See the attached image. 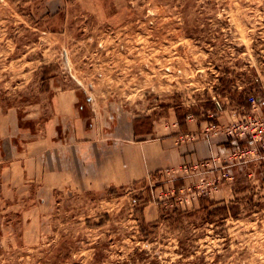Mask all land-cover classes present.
<instances>
[{
	"label": "rangeland",
	"instance_id": "1",
	"mask_svg": "<svg viewBox=\"0 0 264 264\" xmlns=\"http://www.w3.org/2000/svg\"><path fill=\"white\" fill-rule=\"evenodd\" d=\"M66 91L85 124L175 111L223 127L248 94L263 117L264 0H0V264H264V153L239 157L251 139L213 136L216 171L84 191L66 182ZM36 135L54 140L32 171Z\"/></svg>",
	"mask_w": 264,
	"mask_h": 264
},
{
	"label": "crops",
	"instance_id": "2",
	"mask_svg": "<svg viewBox=\"0 0 264 264\" xmlns=\"http://www.w3.org/2000/svg\"><path fill=\"white\" fill-rule=\"evenodd\" d=\"M71 93L55 95L54 107L66 118V182H75L84 191L129 187L147 181L158 172L177 170L184 163H200L210 154L225 153L219 152L222 141L215 137H211L210 142L200 138L208 127L204 120L187 115L191 118L184 117L180 122L175 111L169 118L160 116L153 120V125L148 127L137 122L134 116L116 114L109 120L102 112L92 110L85 124L75 113L76 102ZM137 118L152 119L147 114L137 115ZM214 120L219 121L220 116ZM3 132L5 139L12 130L3 128ZM17 135L12 140L15 143H18ZM184 135L195 136V139L183 141ZM36 137L28 154L31 157L28 161H33L32 171H36L37 166L38 169L46 166L49 160H45V144L49 139L54 140L47 135Z\"/></svg>",
	"mask_w": 264,
	"mask_h": 264
},
{
	"label": "built area",
	"instance_id": "3",
	"mask_svg": "<svg viewBox=\"0 0 264 264\" xmlns=\"http://www.w3.org/2000/svg\"><path fill=\"white\" fill-rule=\"evenodd\" d=\"M246 100L248 104V110L247 113H245L236 124H231L228 126H219L215 124H211L207 127L206 131L201 135V137H204V140L210 142L211 137L217 136V135H223L226 137H248L252 140V142L255 144L252 149H250L247 152H243L240 154V158L243 159V162L246 163L248 160H246V157L249 156V154H252L254 152H263L264 153V116H261V107H262V101L255 97L252 94L246 95ZM216 108L218 111L221 110V104L219 102L215 103ZM186 118H191V116H186ZM211 131V133H209ZM195 139V136L190 135H184L183 141H193ZM229 158V157H227ZM219 159V153L210 154L209 158L207 160L201 161L200 163H193V165L184 163L177 171L185 173V176H181V179H185L189 175L187 174V171L191 167H198L200 165L201 167H210L211 170H219V168L216 166V161ZM222 169V168H220ZM173 173V174H172ZM176 173L175 171H168L167 174H169L173 179H178L177 176L174 175ZM219 187L218 178L212 182H207L205 189L208 190V192H205L204 195H208L210 192L216 191Z\"/></svg>",
	"mask_w": 264,
	"mask_h": 264
},
{
	"label": "trees",
	"instance_id": "4",
	"mask_svg": "<svg viewBox=\"0 0 264 264\" xmlns=\"http://www.w3.org/2000/svg\"><path fill=\"white\" fill-rule=\"evenodd\" d=\"M178 117V121H182L183 118H181L180 116ZM218 205L217 202L214 201H209L206 205H202V210H204L205 212H207V215H217L219 213H221L222 211H226V206L222 205V206H216Z\"/></svg>",
	"mask_w": 264,
	"mask_h": 264
}]
</instances>
